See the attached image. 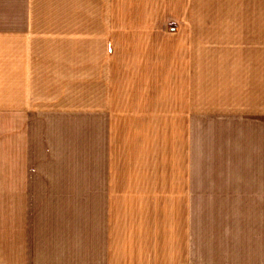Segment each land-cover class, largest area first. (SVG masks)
<instances>
[{"label":"crops","instance_id":"obj_1","mask_svg":"<svg viewBox=\"0 0 264 264\" xmlns=\"http://www.w3.org/2000/svg\"><path fill=\"white\" fill-rule=\"evenodd\" d=\"M19 37L69 38L81 52L93 38L124 47L114 51L158 53L165 68L207 70L209 108L223 116L210 131L220 141L255 132L264 145V0H0V264H104L120 250L111 245L113 231L105 237L107 209L90 197L105 188L118 197L121 180L129 192L149 189L130 176L19 188V176L8 174L19 147L7 140L8 116L19 115ZM190 85L193 104L199 80ZM161 180V230L173 238L176 264H264V171Z\"/></svg>","mask_w":264,"mask_h":264},{"label":"rangeland","instance_id":"obj_2","mask_svg":"<svg viewBox=\"0 0 264 264\" xmlns=\"http://www.w3.org/2000/svg\"><path fill=\"white\" fill-rule=\"evenodd\" d=\"M92 40L81 52L69 38L19 37V115L7 119L19 163L9 164L8 174L19 176V188L106 183L96 176L147 184L129 192L121 180L118 197L105 187L90 197L107 209L105 237L112 239L113 231L111 245L120 250L104 264H176L168 245L173 238L161 230L163 174L264 171L263 139L229 133L220 141L210 131L223 116L209 108L207 70L165 68L158 53L114 51L124 47L111 50ZM192 78L199 80L193 104L187 99ZM56 202L63 204L64 196ZM131 248L144 251L123 252Z\"/></svg>","mask_w":264,"mask_h":264}]
</instances>
